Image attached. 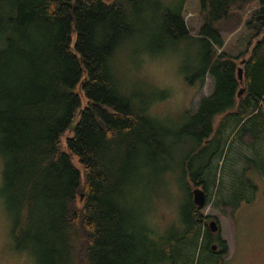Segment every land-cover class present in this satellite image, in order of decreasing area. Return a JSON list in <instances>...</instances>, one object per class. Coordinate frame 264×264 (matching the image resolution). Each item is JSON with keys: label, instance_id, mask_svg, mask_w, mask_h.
<instances>
[{"label": "trees", "instance_id": "1", "mask_svg": "<svg viewBox=\"0 0 264 264\" xmlns=\"http://www.w3.org/2000/svg\"><path fill=\"white\" fill-rule=\"evenodd\" d=\"M198 3L202 21L196 32L188 31L182 7L162 12L170 39L200 42L203 57L190 81L202 85L205 73L214 81L190 121L170 130L151 116L149 101L134 100L114 68L117 53L126 50L156 0H0L2 191L15 210V248H31L36 264H192L186 246L199 240L221 264L226 244L204 227L184 179L186 224L171 240L155 237L147 217L124 205L142 184H151L143 168L167 153L171 136L189 137L192 157L214 143L220 156L231 135L249 148L264 137V0ZM235 16L246 31L235 56L246 57L240 95L233 59L216 49L225 42L221 25ZM204 167L210 177L189 172L184 159L179 169L213 198L216 169ZM261 172L264 177V166ZM233 178L225 193L218 180V209L233 212L251 202L240 194L249 182Z\"/></svg>", "mask_w": 264, "mask_h": 264}, {"label": "rangeland", "instance_id": "2", "mask_svg": "<svg viewBox=\"0 0 264 264\" xmlns=\"http://www.w3.org/2000/svg\"><path fill=\"white\" fill-rule=\"evenodd\" d=\"M156 1L159 4L153 11L148 10L144 13L137 32L126 50L122 49L117 53L114 68L125 90H131L128 91L129 94L130 92L136 94L134 100L139 103L149 101L151 116L159 121L160 125L174 130L190 121L199 99L211 93L214 81L208 73L204 74L202 85L199 79L194 78L190 81L191 77L196 75L203 57L200 42L172 40L163 30L166 18L162 16V12L165 11L167 15L175 13L182 7L183 20L188 31L196 32L202 21L199 0ZM221 26L225 42L216 48L217 53L227 51L235 63L237 79V70L242 69V80L238 79L239 93L244 89L243 64L246 57L235 56L244 47L243 39L246 38L243 36L246 31L243 26L238 25L236 16ZM138 95L141 99L137 98ZM262 109L264 111V106ZM78 114L79 111L74 117V122ZM218 116L217 114L214 117L215 128L218 126ZM72 127L64 133L63 139L71 134ZM227 132L228 129L225 130V133ZM231 136L220 156L218 145L214 143L206 149L202 145V150L196 151L193 157L189 153L193 144L189 137L171 136L172 138H168L164 144V148L169 146L167 153L158 155L155 161L143 168L150 173L151 184H146L147 186L142 184L140 193L136 192L132 201L126 198L124 205L125 208L138 209L137 213L144 218L147 217L155 237L171 240L174 233L183 232L186 224L189 195L185 191L184 181L188 183L191 199L192 190L197 187L190 181L188 174L184 178L181 177L180 162L182 159L185 160V168L189 172L198 174L203 172V176L210 177L211 173L204 167L208 163L209 171L216 169L215 183L212 187L213 199L207 192L206 205L200 208L199 213L202 216L215 217L212 220L218 224V234L227 248L221 264H264V177L261 172L264 166V137L257 139L254 148H249L246 146L250 145L240 142L243 141L241 136L239 139H233ZM218 138H221V134ZM71 161L83 173V166L75 156L71 157ZM2 171L3 163L0 157V264H36L31 248L25 249L33 255L27 250L15 248L12 237L15 210L10 207L7 196L2 191ZM231 175L235 179L241 176L242 181L245 182L246 179L249 182L248 184L245 182L240 194L252 197L251 202H241L233 212L218 209L214 204V196L218 197V180L222 179L224 185L222 192L225 193ZM201 187L204 189L202 185ZM204 227L209 230L207 223ZM215 241L213 244L217 246V240ZM189 255L193 257L192 264H216V255L209 254L201 248L200 240L197 246L188 242L185 256ZM79 264L86 263L80 260ZM156 264H169V261Z\"/></svg>", "mask_w": 264, "mask_h": 264}, {"label": "water", "instance_id": "3", "mask_svg": "<svg viewBox=\"0 0 264 264\" xmlns=\"http://www.w3.org/2000/svg\"><path fill=\"white\" fill-rule=\"evenodd\" d=\"M237 75H238L239 81L242 80V69L241 68H238ZM240 91H239L238 94H240ZM192 195H193V202L198 206V208L203 207V205L205 203V200H206V196H205L204 190L202 188H200V187L197 186V187H195L192 190ZM209 230L211 232L217 231V225H216V223H215L214 220H212L211 222H209ZM212 248L215 249L216 248V245L213 244L212 245Z\"/></svg>", "mask_w": 264, "mask_h": 264}, {"label": "flooded vegetation", "instance_id": "4", "mask_svg": "<svg viewBox=\"0 0 264 264\" xmlns=\"http://www.w3.org/2000/svg\"><path fill=\"white\" fill-rule=\"evenodd\" d=\"M205 191V190H204ZM202 221H203V225H205L206 223L208 224L209 222H211L212 219H215V217H210V216H202ZM208 219V220H207ZM218 225V224H217ZM213 234L216 235L217 238L219 237L218 231L217 232H213Z\"/></svg>", "mask_w": 264, "mask_h": 264}, {"label": "crops", "instance_id": "5", "mask_svg": "<svg viewBox=\"0 0 264 264\" xmlns=\"http://www.w3.org/2000/svg\"><path fill=\"white\" fill-rule=\"evenodd\" d=\"M198 187H200V188H202L201 187V185H197ZM204 190V189H203ZM205 192V196H206V199H207V192L206 191H204ZM213 199V198H212ZM192 200H193V198H192ZM194 203V202H193ZM195 204V203H194ZM196 205V204H195ZM204 205H206V200H205V203H204ZM203 205V206H204ZM197 206V205H196ZM198 207V206H197ZM200 208H202V207H200ZM200 208H198L199 210H200ZM212 221V220H211ZM215 221V220H214ZM215 223H216V221H215ZM216 225H217V223H216ZM207 226H209V223L207 224ZM217 231H218V225H217ZM217 231H215V232H217ZM216 245V244H215ZM217 247V246H216ZM216 249V248H215ZM214 249V250H215Z\"/></svg>", "mask_w": 264, "mask_h": 264}]
</instances>
